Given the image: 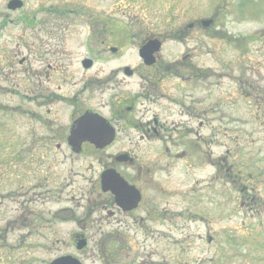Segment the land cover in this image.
<instances>
[{
    "label": "flooded vegetation",
    "instance_id": "flooded-vegetation-1",
    "mask_svg": "<svg viewBox=\"0 0 264 264\" xmlns=\"http://www.w3.org/2000/svg\"><path fill=\"white\" fill-rule=\"evenodd\" d=\"M39 1L0 33V264H264V0Z\"/></svg>",
    "mask_w": 264,
    "mask_h": 264
},
{
    "label": "rangeland",
    "instance_id": "rangeland-1",
    "mask_svg": "<svg viewBox=\"0 0 264 264\" xmlns=\"http://www.w3.org/2000/svg\"><path fill=\"white\" fill-rule=\"evenodd\" d=\"M25 2V7L21 10H10L7 9V4H8V0H0V13L1 12H5V14H8L9 16V22L8 25H6L5 27H1L0 26V33L2 34H6V33H10L12 31L14 32H20L21 30V23H20V18L23 17L24 15H29V16H39V15H43L42 13H40V9H38L39 5H40V1L39 0H23ZM53 0H49L48 2H46V5H50L53 4ZM177 2V1H176ZM194 0H183L182 3H179L178 1V6L179 9L183 8H190L191 12L189 15H191L193 17V12L197 10L201 15L205 14L206 12V7L201 6L200 1H198L199 3L196 2V6L193 5ZM123 5V7L121 8H117L115 9L114 7H110V16L112 17H128V16H139V17H144L145 14H147V10L145 8H142L141 6L135 7L133 5L130 4V7L127 6V4H121ZM161 2L159 1V11H160V7H161ZM38 6V7H37ZM205 6V5H204ZM157 10V9H154ZM124 12H126V14H124ZM19 18V21L16 19ZM14 19V20H12ZM2 20L4 21L3 17H0V23L2 22ZM261 25V26H259ZM262 26H264V17L260 16L259 20H255L253 22V27L254 29L256 28H261ZM0 83H2V81L4 80L5 76L2 72H0ZM20 75V73H19ZM224 81V80H223ZM9 99L5 96V102L8 103ZM3 112H8V110H3ZM232 112L231 109L226 108L224 111H222V118L226 119L227 117V113ZM228 122L227 120L224 121L222 120V134H221V142H223V144L228 141L229 139V133H230V127L227 125ZM240 140H243V138H240ZM247 148H250L247 147ZM221 201H222V210L224 211V214L229 215L228 210L231 209L230 208V204L228 203L227 198L229 197V192H224V190H221Z\"/></svg>",
    "mask_w": 264,
    "mask_h": 264
},
{
    "label": "water",
    "instance_id": "water-1",
    "mask_svg": "<svg viewBox=\"0 0 264 264\" xmlns=\"http://www.w3.org/2000/svg\"><path fill=\"white\" fill-rule=\"evenodd\" d=\"M21 6H22V2L20 0H14L10 3L9 7L12 9H17V8H20Z\"/></svg>",
    "mask_w": 264,
    "mask_h": 264
}]
</instances>
